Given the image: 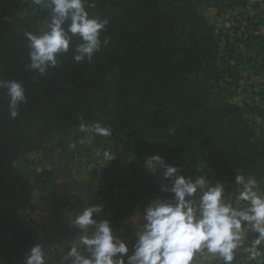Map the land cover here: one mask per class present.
<instances>
[{"label": "trees", "instance_id": "trees-1", "mask_svg": "<svg viewBox=\"0 0 264 264\" xmlns=\"http://www.w3.org/2000/svg\"><path fill=\"white\" fill-rule=\"evenodd\" d=\"M90 2L103 11L89 16L109 21L100 37L108 44L102 43L91 63H76L79 39L74 37L58 66L43 77L24 67L23 35L38 32L42 21L14 24L0 10V79L21 81L26 89L15 119L9 118L0 90V264H23L28 248L37 243L30 222L19 216L30 204L32 184L14 161L43 149L56 129L90 126L98 118L111 127L110 137L125 156L160 154L168 163L228 185L237 171L264 181V133L230 95L211 88L231 73L229 56L238 55L227 39L224 53L219 50L204 14L209 2ZM96 172L92 176L105 175ZM158 188L153 183L144 190L158 193ZM227 196L235 206L230 187ZM234 264H243L240 254Z\"/></svg>", "mask_w": 264, "mask_h": 264}, {"label": "clouds", "instance_id": "clouds-1", "mask_svg": "<svg viewBox=\"0 0 264 264\" xmlns=\"http://www.w3.org/2000/svg\"><path fill=\"white\" fill-rule=\"evenodd\" d=\"M45 11L38 32H24L28 63L25 69L36 77L46 76L69 51L73 38V60L92 62L108 39L101 33L109 21L90 17V0H31ZM35 78V77H34ZM10 119L19 115L26 102V89L18 80L0 79ZM81 130L108 138L111 127L94 122ZM69 142L70 149L76 148ZM106 160L112 161L105 151ZM143 167L160 180L158 193L148 199L142 222L135 226L131 243L117 235L102 203L87 204L70 215L67 228L80 233L74 245L66 247L60 264H264V194L257 181L237 171L232 185L238 186L236 206L228 199L229 185L222 179L183 174V167L166 162L160 154L145 156ZM44 241L33 244L23 264H49Z\"/></svg>", "mask_w": 264, "mask_h": 264}, {"label": "crops", "instance_id": "crops-1", "mask_svg": "<svg viewBox=\"0 0 264 264\" xmlns=\"http://www.w3.org/2000/svg\"><path fill=\"white\" fill-rule=\"evenodd\" d=\"M33 6L31 0H0L3 17L14 24L39 20L44 10L32 11ZM70 141L76 143L75 149L68 147ZM101 142L102 137L93 136L80 127L63 132L56 129L43 149L28 152L14 161L16 171L32 184L30 204L24 211L35 240L45 243V251L51 258L49 264H60L66 247L77 242L80 233L69 230L67 222L69 216L82 207L102 203L105 208L102 218L109 219L117 235L131 243L135 226L142 222L148 199L159 194L144 190L147 184H160L158 178L144 169L145 157L139 160L135 156H125L112 143L105 142V151L113 158L106 160ZM93 169L97 170L96 174L104 171L105 175L101 178L92 176ZM183 174L208 176L188 168H183ZM260 185L263 187L264 181H257V190L262 193ZM233 190L236 206L238 186ZM211 261L206 259L205 264Z\"/></svg>", "mask_w": 264, "mask_h": 264}, {"label": "rangeland", "instance_id": "rangeland-1", "mask_svg": "<svg viewBox=\"0 0 264 264\" xmlns=\"http://www.w3.org/2000/svg\"><path fill=\"white\" fill-rule=\"evenodd\" d=\"M207 1L209 4L205 6L204 14L213 26L219 50L222 51L227 39L229 47L238 55L227 58L232 67L231 73L219 80L217 86L213 84L211 88L230 95L232 101L244 111L256 131L264 133V61L262 60L264 57V48H262L264 47V0ZM36 9L41 8L35 5L30 8L32 11ZM87 11L99 13L103 11V8L95 6L87 8ZM44 15H46L45 11L39 17L40 21ZM250 21L256 22L257 28H254ZM94 120L102 126L105 124L98 118ZM105 142L112 143L123 151L112 137H108L103 138V142L99 143L103 152L106 150ZM123 153L125 154L124 151ZM130 156L140 160L148 154L146 151H143L141 155L132 152ZM234 187L230 186L231 191H234ZM259 188L264 194V186L260 185Z\"/></svg>", "mask_w": 264, "mask_h": 264}, {"label": "water", "instance_id": "water-1", "mask_svg": "<svg viewBox=\"0 0 264 264\" xmlns=\"http://www.w3.org/2000/svg\"><path fill=\"white\" fill-rule=\"evenodd\" d=\"M19 216L21 217V219H26V212L24 210L19 212Z\"/></svg>", "mask_w": 264, "mask_h": 264}, {"label": "built area", "instance_id": "built-area-1", "mask_svg": "<svg viewBox=\"0 0 264 264\" xmlns=\"http://www.w3.org/2000/svg\"><path fill=\"white\" fill-rule=\"evenodd\" d=\"M251 78H253V77H251Z\"/></svg>", "mask_w": 264, "mask_h": 264}]
</instances>
